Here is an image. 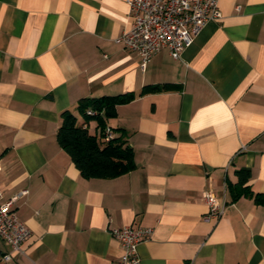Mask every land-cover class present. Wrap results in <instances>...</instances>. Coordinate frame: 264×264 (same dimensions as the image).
<instances>
[{
	"label": "crops",
	"instance_id": "obj_1",
	"mask_svg": "<svg viewBox=\"0 0 264 264\" xmlns=\"http://www.w3.org/2000/svg\"><path fill=\"white\" fill-rule=\"evenodd\" d=\"M128 1L0 0V190H26L16 214L30 229L7 261L0 238V264H112L108 229L124 225L153 230L140 264H264V205L227 187L246 167L264 192V0H219L180 58L161 49L144 69L116 41ZM126 92L106 126L134 168L85 178L58 143L61 113L80 123L81 98ZM207 189L226 204L216 222L203 220Z\"/></svg>",
	"mask_w": 264,
	"mask_h": 264
},
{
	"label": "built area",
	"instance_id": "obj_2",
	"mask_svg": "<svg viewBox=\"0 0 264 264\" xmlns=\"http://www.w3.org/2000/svg\"><path fill=\"white\" fill-rule=\"evenodd\" d=\"M218 1L129 0L131 27L123 31L116 41L125 49L139 53L142 69L152 55L161 49H167L172 58L178 59L207 22L222 16ZM87 113L94 114V111L87 110ZM112 137V129L106 126L102 140L107 142ZM25 193L26 190H22L3 199L0 190V238L10 247L1 256L4 261L10 260L14 253H21L22 243L30 236V229L16 214L18 198ZM203 198L207 206L203 220L218 221L226 204L219 201L211 189L204 190ZM152 231L150 227L133 225L109 228V234L121 247L119 259L112 264H140L138 245L148 240Z\"/></svg>",
	"mask_w": 264,
	"mask_h": 264
},
{
	"label": "trees",
	"instance_id": "obj_3",
	"mask_svg": "<svg viewBox=\"0 0 264 264\" xmlns=\"http://www.w3.org/2000/svg\"><path fill=\"white\" fill-rule=\"evenodd\" d=\"M166 85H148L143 91H157ZM134 93L126 92L116 95L84 97L78 101L77 112L82 118L77 123L76 114L70 110L61 113V122L57 130L60 147L69 155L75 167L85 178H109L125 173L134 168L132 147L123 138V134L114 136L104 142L106 120L116 116V106L131 101ZM87 110L94 111L88 114ZM95 120L96 133H90L87 124ZM237 181L228 183L227 187L236 200L248 196L253 202L264 205V192L254 193L247 184L250 170L246 167L236 170Z\"/></svg>",
	"mask_w": 264,
	"mask_h": 264
}]
</instances>
